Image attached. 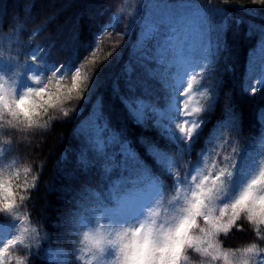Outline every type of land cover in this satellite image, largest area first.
<instances>
[{"label":"trees","instance_id":"16d2710c","mask_svg":"<svg viewBox=\"0 0 264 264\" xmlns=\"http://www.w3.org/2000/svg\"><path fill=\"white\" fill-rule=\"evenodd\" d=\"M188 2L199 6L212 28L206 33L205 45L209 40L215 42L221 26L226 23V30L222 32L226 48L211 64L202 68L196 79L203 89L208 84L214 85L209 92L217 98L213 101L202 97L201 104L213 103L214 106L204 114L206 123L191 150L181 153L153 127V120L158 117L152 116L143 126L137 125L121 103L120 96L142 98L146 105L159 110L166 108L165 81L168 77L161 79L150 75V70L161 71L156 59L158 54L165 55L167 61L173 58L190 18L184 11L178 16L171 14L176 20L173 21L167 12ZM218 9H224L228 15H221ZM129 12L133 15H128ZM116 14L120 16L118 23L113 20ZM148 15H152L148 20L153 24L164 25L154 36L146 32ZM237 19L242 23L237 24ZM112 24L115 26L107 27ZM174 26L177 27L171 32ZM180 33L177 39L172 38ZM262 40L264 4L260 0H127L126 3L125 0H0V60L10 64L16 60L24 61L35 49H43L39 60L46 56L48 63L56 66L70 60L75 65L88 57L95 61L88 67L95 71L97 85L87 103L73 100L65 105L69 111L67 117L50 110L40 121L57 117L48 128H13L0 121L4 124L0 127V176L5 180L12 179L17 192L15 213L20 212L27 218L42 246L76 249V255L80 256L77 247L83 230L71 234L73 217L84 209L96 207L98 201L93 192H98L107 201L111 182L123 178L125 161L129 172L132 170L129 153L125 150L127 146L121 145V140L130 142L128 146L159 176L165 187L164 197L153 205L161 221L173 211L170 201L176 195L174 179L149 155L146 143L142 141H155L167 150L176 161L173 173L178 172L181 179L186 177L190 166L199 163L198 153L208 146L206 142L216 129L221 134L214 141L217 151L228 154L233 146L248 147L254 156L257 155L264 145V84H258L264 68ZM93 44L98 47L95 56L91 57ZM142 55L147 58L141 59ZM129 65L134 85L132 91L127 84ZM114 82H118L119 94L113 90ZM254 86L257 87L255 94L250 90ZM84 95H88L87 89ZM101 111L106 120L101 117ZM97 145L101 149L99 152ZM85 152L94 162V166L86 171L79 163ZM26 168L31 171L25 172ZM105 168L109 169L107 174ZM33 184L36 186L31 188ZM22 187L30 190L22 191ZM21 195L26 197L23 204ZM12 221L11 214L0 212V237L6 243L7 238H11L9 231H12L30 247L18 243L12 248L11 264H16L17 258L24 264H62L48 258L44 248L33 246L22 227L10 230L8 225ZM238 223L242 225V231L233 228L227 237L221 234L219 239L223 249L234 251L257 240L247 221ZM261 244L264 246V242ZM202 259L205 258L190 252L186 264H200ZM72 264L86 263L72 259ZM210 264H225V261L220 258L210 260Z\"/></svg>","mask_w":264,"mask_h":264},{"label":"snow or ice","instance_id":"6c2138e0","mask_svg":"<svg viewBox=\"0 0 264 264\" xmlns=\"http://www.w3.org/2000/svg\"><path fill=\"white\" fill-rule=\"evenodd\" d=\"M260 2L264 4V0ZM198 8V5L190 4L201 29L209 33L212 28ZM218 11L221 15H228L224 9ZM128 15L132 16L133 13L129 12ZM119 19V14L114 15L113 20L116 23ZM236 23L240 24L242 20L237 19ZM114 26L115 24H112L107 27ZM163 26L162 23L146 26L149 36H154ZM224 30L226 23L221 26L215 42L209 40L205 45L202 62L196 67L202 68L211 64L219 52L226 48L222 36ZM91 47L90 56L94 57L98 45L93 44ZM261 47L264 48V40L261 41ZM42 51L43 49L33 50V63L26 65L23 72H17L12 64L4 66L3 62H0V121L8 126L48 128L51 121L57 117H49L43 123L40 121L50 110L67 117L69 111L65 108L66 104L73 100H84L87 103L95 91V71L88 67L90 63H95L93 59L86 57L83 62L77 61L75 65L70 60L66 64L56 66L49 64L46 56L38 61ZM145 58L147 57L141 56V59ZM156 59L161 65V71L155 73L150 70V75L159 76L161 79L170 77V82L165 84L168 92L167 107L161 111L146 105L142 98L138 97L120 96L121 103L128 109L129 115L137 125L143 126L152 116L158 117L153 120V127L159 135L170 144H175L181 153L190 151L191 145L206 123L204 114L210 111L214 104H201L189 109L181 97L187 95L191 98L189 90L193 88V84L187 78L190 72L194 71L192 64L177 66L160 54ZM173 67L176 68L174 73L171 71ZM131 72L129 65L126 69L129 91L134 89ZM8 81L10 83L6 87L5 83ZM258 84H264V68L261 69ZM214 87L208 84L199 95L214 101L217 96L209 92V89ZM86 89L87 96L84 95ZM113 90L119 94L118 82H114ZM250 90L255 94L257 87L254 86ZM100 115L107 119L102 111ZM3 126L4 124H0V127ZM220 136L218 129L213 131L206 142L208 146L198 153L199 163L188 168L184 179L180 178L178 172L173 173L176 161L167 150L162 149L155 141H142L146 143L149 155L156 159L163 170L173 175L174 179L176 195L170 201L173 211L160 222L157 220L159 213L153 205L158 204L164 197L165 187L159 176L135 156L134 150L128 146L130 142L121 140V145L127 146L125 150L129 153V158L135 161L131 172L125 161L123 178L111 182L107 201L103 200L98 192L92 193L98 201L96 207L91 210L84 209L73 217L71 234L89 229L83 231V240L89 242L87 252L92 260H97V264H186L190 252L205 258L200 264H210V260L220 258H223L225 264H264V246L261 244L264 242V145H261V150L255 156L248 147L240 149L235 146L230 153L222 154L216 150L217 145L214 143ZM96 151H101L99 145ZM79 163L85 171L94 166V162L88 159L87 152L81 154ZM29 171L30 168L25 169V172ZM104 171L107 174L109 169L105 168ZM35 186L33 184L30 187ZM21 190L29 191L30 188L22 187ZM16 195L12 179L5 180L0 176V212H8L13 216V222L8 225L10 230L17 228V219L14 216ZM25 200L26 197L21 195L22 204ZM95 218H102L112 224L113 231L104 234L99 228L92 230L90 224ZM242 220L250 224L257 240L234 251L223 249L219 239L221 234L227 237L233 228L242 231V225L238 223ZM24 232L27 233L26 238L29 241L39 245V236L35 230L29 232L25 229ZM8 235L11 238H7L6 243L4 238L0 237V244L3 245L0 247V264H11L10 250L18 243L25 248L30 247L24 244L20 235L12 231H9ZM76 251L72 249L66 253L58 249L56 254L64 257L62 264H72V259H84L83 255L77 256ZM79 251L83 253L84 249ZM69 256L72 259H68ZM16 264H24V261L17 258Z\"/></svg>","mask_w":264,"mask_h":264},{"label":"rangeland","instance_id":"374dc122","mask_svg":"<svg viewBox=\"0 0 264 264\" xmlns=\"http://www.w3.org/2000/svg\"><path fill=\"white\" fill-rule=\"evenodd\" d=\"M190 4H193L191 2L188 3H184L182 4L181 7H174V8H170L168 10V15L170 18L173 19V21H176L175 18L173 16H178L179 13H182L185 11V14L187 16H189L190 21L188 22L187 27L184 29L182 35L180 34H175L174 36H172V38L177 39L179 37V35H181V38L178 40V43L175 47V54L173 56L172 59L168 60V62H172L174 64H176L177 66L179 65H183V64H187V63H191L194 71L190 72L189 76L187 79H190L192 81L193 84V88L191 90H189L190 94H191V98L189 99L187 95L181 97V100H183L185 103H187L189 109L191 108H195L199 105H201L200 101L202 99L203 96L199 95V93L201 91H203L204 89L201 87L199 80L198 79L199 75L201 74L202 68L200 67H196V65L198 63H201V56L203 54V48L205 47V44L203 43V41H207V37H206V33L201 29L200 23L196 17V15L194 14V10L190 9ZM200 8H198L199 10ZM200 12H202L201 10H199ZM173 14V16L171 15ZM152 17V15H148V19H150ZM173 23V22H171ZM152 21L148 20V26L152 25ZM177 26H174L171 29V32H174ZM148 32V31H146ZM148 35V33H147ZM161 56H163L166 59V56L161 54ZM39 58V56H38ZM39 61V59H38ZM0 62H3L4 66H7L8 63L5 60H0ZM33 62L31 61V57L25 59L24 61H18L16 60L15 62L11 63L12 65L15 66L16 71L17 72H23V70L25 69L26 65L28 64H32ZM172 73H174L176 71V68L173 67L172 68ZM29 75H31V73H29ZM194 77V79H193ZM13 79H15V77L13 76ZM166 82H170V77H168V79L165 81ZM10 81L5 83V86L8 87L9 86ZM185 87H186V83H185ZM167 107V106H166ZM163 111V110H161ZM133 195H138L136 193H133ZM15 218L17 219V227H22V231L23 233L27 236V233L24 232L25 229H28L29 232H31L33 229V226L30 225L29 221L27 220V218L22 215L20 212L15 213L14 214ZM161 216L157 217L158 222H160ZM13 222V221H12ZM11 222V223H12ZM113 225L106 222L105 220H103L102 218L97 219L94 223L91 222L90 224V228L92 230H94L95 228H99L101 230L102 233L107 234L111 231H113ZM85 230H89V229H83V231ZM83 241V242H82ZM31 244L33 246H35L36 248L42 246V241L39 237V245H37L35 242L31 241ZM89 242L88 241H84L83 240V235L81 237V240L79 242L78 245V251L79 249L83 248L84 252L81 253L79 251V255H83L84 259L83 261L86 264H97V260H92L90 254L87 252V247H88ZM46 249V254L47 256H49V258L54 259L60 263H62V261L64 260V257L62 256H58L56 254L58 249H62L64 250V252H70L67 249L61 248V247H51L49 245H47L45 247ZM69 259V257H68Z\"/></svg>","mask_w":264,"mask_h":264}]
</instances>
